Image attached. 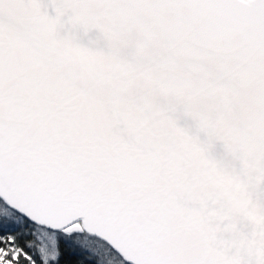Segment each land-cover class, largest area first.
I'll return each instance as SVG.
<instances>
[{"label":"snow or ice","instance_id":"1","mask_svg":"<svg viewBox=\"0 0 264 264\" xmlns=\"http://www.w3.org/2000/svg\"><path fill=\"white\" fill-rule=\"evenodd\" d=\"M0 264H264V0H0Z\"/></svg>","mask_w":264,"mask_h":264}]
</instances>
